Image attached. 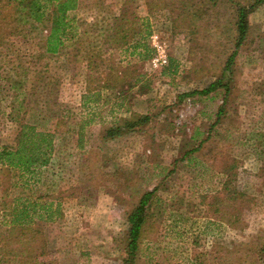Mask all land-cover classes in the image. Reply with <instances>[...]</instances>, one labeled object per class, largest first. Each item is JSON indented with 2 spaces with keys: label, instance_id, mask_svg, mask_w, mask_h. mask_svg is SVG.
Segmentation results:
<instances>
[{
  "label": "rangeland",
  "instance_id": "rangeland-1",
  "mask_svg": "<svg viewBox=\"0 0 264 264\" xmlns=\"http://www.w3.org/2000/svg\"><path fill=\"white\" fill-rule=\"evenodd\" d=\"M109 1L115 10L122 2ZM253 1L133 0L140 20L166 42L168 61L153 68L150 59L130 55L126 47L108 49L101 71L123 80L113 89H101L88 103L89 111L81 106L85 63H64L59 56L41 60L51 86L40 85L25 100L43 118V128L54 134L52 170L59 190L73 193L63 196L62 217L42 224L44 258H57L59 264H122L127 213L143 193L155 190L135 264H189L194 254L204 258L203 264H264V1L248 15L249 30L233 64L224 115L217 118L225 98L222 88L178 97L221 75L234 49L237 4ZM95 10L83 0L75 12L91 20ZM8 30V19L0 17V57L14 55L6 43ZM146 42L152 48L149 36ZM34 45L28 49L36 50ZM133 70L140 74L135 84ZM17 93L0 92V144L12 143L15 134V125L5 117L10 104L23 110L19 102L26 103L24 95L13 99ZM88 112L93 121L84 126L78 147L77 131ZM133 113L150 119L133 131L100 139L105 127ZM210 126L212 138L181 159ZM233 160L236 170L225 182L245 196L230 226L194 207V196L223 179L220 167ZM62 168L61 180L57 172ZM182 193L187 194L183 202ZM5 230L0 224L3 235Z\"/></svg>",
  "mask_w": 264,
  "mask_h": 264
},
{
  "label": "trees",
  "instance_id": "trees-1",
  "mask_svg": "<svg viewBox=\"0 0 264 264\" xmlns=\"http://www.w3.org/2000/svg\"><path fill=\"white\" fill-rule=\"evenodd\" d=\"M82 1L0 0V17L7 18L9 23V38L6 43L14 53L1 54L0 61L3 62L0 64V92L8 94L16 91L18 95H14L13 99L24 95L23 101L26 102L25 96L29 92L32 95V91L40 85L51 86L50 78L46 74L47 69H44L46 63L41 60L59 56L64 63H85L86 82L81 106L88 110L91 109L88 107L90 102L97 99L101 89H113L123 80L120 74L101 71L108 49L126 47L130 49V55L150 59L154 50L149 47L146 38L151 29L140 20L133 0H122L116 10L109 0H89L96 9L95 19L91 20L80 17L75 12ZM263 1L254 0L248 6L237 4L234 49L223 62L221 75L203 89L179 94L180 99L195 94L208 95L222 88L225 98L218 108L217 118L220 119L224 115L226 97L232 88L233 64L238 48L249 30L248 15ZM33 43L36 50L31 51L28 47ZM18 44L25 45L24 49H27L22 51L16 48ZM128 45H131L130 48ZM6 61L11 64L7 65ZM38 65L42 66L39 70ZM122 72L124 74V71ZM134 72L135 70L131 73L133 79H130L134 80L135 84L139 81L140 74ZM101 74L103 76H100ZM57 81L54 80V83ZM21 100L19 104L23 110H20V107L17 109L19 105L13 103L10 104L11 110L5 115L15 125L12 143L0 144V224L6 226L4 235L0 231V264H59L57 258H44L42 224L54 222L62 217L63 196H72L73 193L63 194L58 188V182L53 178L56 174L52 170L55 154L54 134L43 128V118L35 112L29 101L23 106ZM149 119L148 114L133 113L123 122L105 127L100 133V139H113L133 131ZM92 121L93 114L89 112L80 121L76 140L78 147H82L84 126ZM210 128L212 126L204 132L205 135L199 143L186 151L181 159H186L187 155L200 150L204 143L212 138ZM236 167L235 160L227 167L222 164L220 168L223 179H219L215 186L204 190L200 195L194 196V207H203L205 216H213L230 226L235 224L238 206L245 196V193L237 188L229 189L225 182V178L231 177V172H234ZM63 170L64 168L57 172L60 173L58 178L61 180ZM226 171H229V174ZM154 191L143 193L127 213L125 257L122 264H135L144 224L148 218L149 201ZM186 196L187 194L182 193L179 200L183 202ZM191 201L189 198V203ZM203 262L204 258L194 254L189 264Z\"/></svg>",
  "mask_w": 264,
  "mask_h": 264
},
{
  "label": "built area",
  "instance_id": "built-area-1",
  "mask_svg": "<svg viewBox=\"0 0 264 264\" xmlns=\"http://www.w3.org/2000/svg\"><path fill=\"white\" fill-rule=\"evenodd\" d=\"M149 44L152 47L153 55L150 57V65L153 68H159L166 65L168 58L166 52V42L157 33L152 31L149 35Z\"/></svg>",
  "mask_w": 264,
  "mask_h": 264
}]
</instances>
